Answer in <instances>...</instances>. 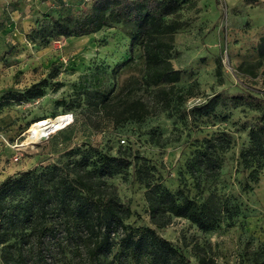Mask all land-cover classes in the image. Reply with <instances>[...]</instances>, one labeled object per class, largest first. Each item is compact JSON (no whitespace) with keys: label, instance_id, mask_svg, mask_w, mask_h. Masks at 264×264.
I'll use <instances>...</instances> for the list:
<instances>
[{"label":"rangeland","instance_id":"rangeland-1","mask_svg":"<svg viewBox=\"0 0 264 264\" xmlns=\"http://www.w3.org/2000/svg\"><path fill=\"white\" fill-rule=\"evenodd\" d=\"M180 1V10L166 22L177 28L170 62L180 72L175 87L184 101L159 111L155 88L134 90L127 97L140 99L155 114L141 123L114 125L99 104L105 97H125L130 88L142 83L144 60L133 40L135 25L111 23L88 36L66 37L37 25L45 15L63 16L87 8L91 0H0V182L19 172L64 162L71 150L90 146L111 156L119 149L137 152L155 167L156 177L167 189L175 191L185 183L193 195L184 171L192 143L224 132L231 148L222 156L220 175L208 189L236 206L233 225L224 222L202 232L189 221L175 218L154 230L185 258V264H197L191 249L194 242L211 246L215 264H251L252 253L264 246V174L255 183L249 181L247 171L238 164V153L248 145L258 108L264 107V67L255 77L241 75L238 67L258 59L264 0ZM40 82L44 84L41 95L21 102L8 99V94L23 93ZM213 95H220L224 103L209 118L187 116L188 109ZM61 113L72 115L69 125L70 117ZM57 117L63 119L49 129V135L32 143L28 129ZM108 183L132 212L125 223L133 228L152 227L134 167L124 178L115 175Z\"/></svg>","mask_w":264,"mask_h":264},{"label":"trees","instance_id":"trees-1","mask_svg":"<svg viewBox=\"0 0 264 264\" xmlns=\"http://www.w3.org/2000/svg\"><path fill=\"white\" fill-rule=\"evenodd\" d=\"M181 5L180 0H91L87 8L63 16L45 15L37 27H48L61 36L81 37L111 23L135 25L133 40L141 47L144 60L142 83L130 88L125 97H105L99 107L114 125L141 123L155 113L140 99L127 97L134 90L155 88L159 111H169L174 101H184L175 87L180 72L170 62L177 28L175 23L166 22ZM256 52L255 62L238 67L241 75L255 77L264 67V36ZM43 85L40 82L23 93L8 94V99L30 100L42 94ZM222 103L220 95H213L186 114L193 120L209 118ZM258 110L248 145L238 153V164L253 183L264 174V107ZM231 144L224 132L193 141L191 155L184 162L193 195L185 183L175 191L167 189L149 160L129 149H119L111 156L86 146L71 150L64 162L6 177L0 182V264H185V258L154 229L170 225L175 218L189 221L202 232L213 231L224 222L233 225L236 206L208 189L217 181L222 156ZM131 165L136 183L144 190L152 227L127 225L125 220L132 212L120 201L116 187L108 183L115 175L124 178ZM191 249L197 264H215L209 244L194 242ZM251 264H264V246L252 253Z\"/></svg>","mask_w":264,"mask_h":264},{"label":"bare ground","instance_id":"bare-ground-1","mask_svg":"<svg viewBox=\"0 0 264 264\" xmlns=\"http://www.w3.org/2000/svg\"><path fill=\"white\" fill-rule=\"evenodd\" d=\"M67 118V117H66ZM63 117H57L54 120H40L37 123L33 124L28 131V138L32 143H36L39 140L45 139L49 135V129L53 128L60 122Z\"/></svg>","mask_w":264,"mask_h":264},{"label":"built area","instance_id":"built-area-1","mask_svg":"<svg viewBox=\"0 0 264 264\" xmlns=\"http://www.w3.org/2000/svg\"><path fill=\"white\" fill-rule=\"evenodd\" d=\"M64 116H69L70 119L68 121V125L70 124V122H72V115L71 114H64ZM67 125V124H66ZM121 143H124V140H120ZM14 160H17V158H15Z\"/></svg>","mask_w":264,"mask_h":264}]
</instances>
